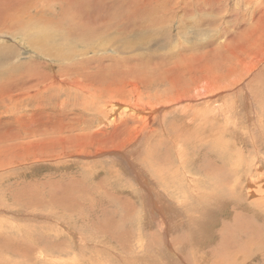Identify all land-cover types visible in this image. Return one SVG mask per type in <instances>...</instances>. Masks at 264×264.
I'll return each mask as SVG.
<instances>
[{
	"label": "rangeland",
	"instance_id": "374dc122",
	"mask_svg": "<svg viewBox=\"0 0 264 264\" xmlns=\"http://www.w3.org/2000/svg\"><path fill=\"white\" fill-rule=\"evenodd\" d=\"M108 1L109 7L119 6L115 18L124 22L126 3L134 0ZM168 1L144 0L147 8L143 9L141 16L129 20L124 31L114 35L106 31L95 33L100 39L119 35L116 41L114 38L109 41L113 44H109V50L105 52L104 75L108 79L119 78L122 73L118 70L122 69L128 72L126 80L132 81L134 77L142 79L140 83L138 79L136 81L146 98H167L174 95V86L185 82V86L192 84L194 87V82L201 83L199 80L220 73L219 88L221 86L225 90L217 96V101L222 105L224 103L222 109H228L231 114L226 112V116L217 115L216 118H211L214 115L210 114L205 120L201 114L210 110L207 98L193 102L195 107L190 108L186 104L175 106L165 117V124L167 127L170 125L171 130L164 138H170V142H142L139 147H134V155L130 150H119L116 154L112 147L105 148L101 142L99 145L103 149L98 153L93 150L89 155L92 148L77 140L84 132L93 136L104 124L106 128L110 127L108 122H100V111L111 109L108 99L116 94L106 89L109 82L105 78L102 77L100 83L102 98L88 107L67 100L82 99L77 97L79 93L75 89L42 92L38 99L43 108L35 105L32 96L28 97L32 88L42 89L31 73L33 70L47 74L48 81L54 74L62 79L67 75L69 79L74 76L60 75L62 64H54L43 54L34 55L35 50L23 39V34L27 32L23 30L32 26L29 29L35 33L39 28L38 32H45V36L48 34L64 49L65 46L68 50L76 49L79 40L75 35L68 36L72 23L68 13L65 22L64 15L53 11L54 5H45L48 8L44 15L52 24L36 19L29 24V16L24 14L22 20L25 24L12 28L13 34H0V93L8 91L5 94L11 95L6 101H0V264H264V234L258 236L252 228L243 232L241 229L247 223L238 226L234 219L237 214H242L250 219L248 221L256 230L264 226V42L258 44V35L264 37V28L251 39L243 40L263 23L262 19L247 32L256 24L257 17L263 14L264 0H186L203 8L192 9L190 13L180 11L181 17L178 16L176 21L167 19L157 9V5ZM170 1L169 4L174 3V0ZM182 1L179 0V3ZM136 2L139 3V0ZM111 33L115 31L111 30ZM249 42L252 44L248 45ZM7 45L15 47V52H11ZM113 45L118 50L113 51ZM117 45L129 47L128 51L126 48L123 50L129 54L124 55L125 58L131 57V64L125 68L118 69L126 61ZM204 66H208V70ZM91 69L94 71L97 68L94 66ZM80 77L86 79L88 76L80 74ZM98 83L93 82L92 89ZM5 87L10 88L5 90ZM205 92L202 88L201 93ZM184 109L187 110L182 111ZM113 114L116 119L121 116V112ZM35 117L46 122L47 127L32 132L38 125V122L30 123ZM159 118V121L162 120ZM153 126L161 128L162 134L166 132L167 127L158 120ZM71 133L76 134L74 144L67 136ZM230 144H236V148L231 149ZM26 145L29 149H24ZM56 145L59 147L55 150ZM154 146L157 153H152ZM94 147L97 149L96 145ZM220 150L222 153L231 152V163H224V154L223 163L217 161L223 166L221 174L224 178L226 168L236 170L235 178L239 180L230 183L236 193L233 198H228L230 208L225 213L205 203V211L202 212L212 226L200 224L203 231L207 229L210 233L207 238L204 235L197 238L194 228H190L182 216L186 208L184 195L189 194L177 187L186 188L188 172L202 176L203 173L197 171L201 164L213 161L218 156L213 155ZM123 151H127L129 156L121 154ZM151 155L156 158L154 162H149ZM179 157L184 160L187 169L182 166ZM132 160L137 161L139 166L131 163ZM137 170L143 173V177L139 178ZM161 175L166 176L164 181L159 180ZM248 176L262 177V180L251 188L255 190V195L245 199L239 190H247L245 179ZM147 179L152 182H147ZM231 185L227 184V187ZM257 189L263 193L260 194ZM148 190L152 197L147 196ZM147 199H153L156 205L153 206ZM244 199L253 204L246 207ZM159 207L163 213H160Z\"/></svg>",
	"mask_w": 264,
	"mask_h": 264
},
{
	"label": "bare ground",
	"instance_id": "6f19581e",
	"mask_svg": "<svg viewBox=\"0 0 264 264\" xmlns=\"http://www.w3.org/2000/svg\"><path fill=\"white\" fill-rule=\"evenodd\" d=\"M136 1L137 0L130 1L128 4L126 3V19L124 20V22H122L121 20H118V19L115 18L116 14L118 13L117 11L119 9V6H117V7H109V5H108L109 1L108 0H0V34L10 33V32H12V28L17 27V26L21 27V25L25 24V21L22 20L24 14H27L29 16V19H30V21L28 20L29 24H32L35 21V19L39 20V21H42L43 23L52 24L51 21L47 20L46 16L44 15V12L47 11L46 8H48V7L45 8V5L51 4V5H54L53 6V11H55V10L58 11L60 16L64 15L65 19L64 18L63 19L65 20V22L67 21L66 17L70 15V20L72 21V23L69 25L70 26V31L68 30L69 31L68 36L71 37V36L75 35L76 38L79 40L76 43V45L79 46V47H76V49L72 48L71 50H68L66 46H65V49H64L61 46V43H58V42L54 41L52 38H51L52 41L49 43V40H51L49 38L50 36L48 34H46V36H45L44 35L45 32H38L39 28L37 29L36 32L33 31L35 33H31V31H30L31 29H29V28L32 27V26L29 27V25H28L29 28L23 30V31H27L26 33L23 34V39H24V41L30 43L32 48L35 50V52L33 53L34 55L37 56V55L43 54L44 57L47 56V58H50L51 61L54 64H56V63H59L60 65L62 64V69L63 70L60 71L61 72L60 75L65 76V75L69 74L72 77L74 76L72 79H69V77L67 75V76L63 77V79H62V78L58 77V74H56V75L54 74V76L51 77V80L48 81L49 77L47 76V74H45V73L41 74L39 71L37 72V70L36 71L33 70V72L31 71V73L34 74L35 80L38 81V83H39L37 85L38 86L42 85V89L41 90H40V87L37 90H34L32 88L31 89V93L28 94V97L32 96V98L34 99L33 101H34V103H35V105L37 107L43 108L41 101L38 99V96L41 95L42 92L62 91V90L65 91V90H68V89H75L79 93V95L77 97L80 96L82 99L78 100L76 98V99H72V100H70V99H67V100L74 101V102H77L78 104H80L82 106L88 107L93 102H95V100L101 99L102 96H103L102 87L100 86L102 77L105 78L106 81L109 82L108 85L106 86V89L111 94L112 93H116L115 95L109 97V99H108L109 101H111L110 102L111 109L109 111H107V110H101L100 111V115H101L100 122L106 121V122H108L107 125H110V127L106 128V126L104 124V125H102L100 127V131H98V130L95 131L93 136H91L90 133L87 134L86 132L83 131L84 135L81 134L77 138V140L80 143L92 148V150L89 151V155H90V152L91 153L93 152V150H96L95 152L98 153V152H100L103 149V147H101L99 145V142L105 144L104 145L105 148L106 147H112L113 148L112 151L114 153H116V152L119 153V150L120 151L121 150H130L132 152L135 149L134 148L135 146L139 147L142 142H146L147 144H149V142L152 141V140H157V141L160 140L161 143L164 142L163 140H167V141L169 140V142H170V138L169 139L168 138L167 139L164 138V136L167 134V132H169L171 130V129H169L170 125H168V127H167V125L165 124V117L168 115V113L171 111L172 108H174L175 106L178 107L181 104H186L187 106H189L191 108L194 105L193 102H197L198 100H201V99H202V101H205L206 98H207L209 101H207L208 104L207 103L206 104L208 106L210 105V110L209 111H204V112H202L203 114H201V115H203V118L205 120H207L206 118H207L208 115H209V117L211 116L210 114L214 115L211 118H216L217 115H218V117L226 116V112H228L227 111L228 109L226 111H224L222 109L225 104L223 103V105H222L221 102L218 103V101H217L218 100L217 96L223 91V89L225 90V88H223L221 86L219 88V84L218 83L220 81V76H219L220 73H219V75L215 74V73L214 74L211 73L212 74L211 77L209 75L208 77H205L203 80H199V82L201 81V83L194 82V87L192 86V84L191 85L189 84V85L185 86L187 84L185 82H184L185 84L183 83L180 86H174L175 87L174 88L175 93H174V95L172 97L167 96V98H165V97H159L158 96V97H154V98L153 97L146 98L144 96L145 94H143L141 92L142 91L141 90L142 87L138 84V81H136L138 78L133 76L134 79L132 81L131 80H126V74H128V72L123 71L121 69V67L125 68L127 65L131 64V63H129V61L131 60V57L126 56V58H125V56H124L126 54L129 55L126 51L125 52L123 51L125 48L128 51L129 47H127V46L123 47V45H122L120 47V46L117 45L118 48L121 50V53L123 55L122 57L126 61V63L124 65L122 64V65L118 66V69H121V70H118V71L121 72L122 75L120 74L121 76L119 78H112V79L106 78V76L104 75V72L106 70V66L104 64L105 59H106L105 52L109 50L108 45L109 44H113V43H110L109 41L111 39H113V38L116 41L117 40V36H119V35L117 34V36H113V38H112V36H107V38L105 36L106 39H104V37L100 39V38H98L99 36L98 37L96 36V34L98 32L99 33H103V32L106 31V32H110V35H114V34H116L118 32L124 31V29L127 27L126 23L129 20H134L135 18L141 16L142 12H143V9L147 8L146 5L144 4V0H139V3L136 2ZM193 1L194 0H192V2ZM196 1L197 2L198 1L199 2H202V1L205 2V0H196ZM218 1H222V0H218ZM252 1L253 0H249V2H252ZM41 2H46V4H41ZM170 2L171 1L169 0L166 4L163 3L161 6L157 5V7H158L157 9H160L161 13H163L166 16L167 19H173L175 21L178 20L177 18H178V16H180L179 15L180 11H182L183 13H188L192 9L196 8V10H197V9H202L203 8L202 6H201V8H199V6H197L195 4H191V2L186 1V0H183L180 3H179V0L178 1L174 0L173 4L172 3L169 4ZM215 2H216V0H215ZM122 3H121V5H122ZM113 4H115V3H113ZM124 4H125V2H124ZM203 4L206 5V3H203ZM193 5H195V6L193 7ZM120 8L123 9L122 6ZM76 11L81 13L82 15L78 14ZM123 12H124V10H123ZM262 13L263 14H261L260 16L257 17V21L254 22L256 24L251 29H248L247 32H249V30H252L256 25H258V22H260L263 19V23L261 24V26L259 28H257V29H254L250 33V35L248 37H245L243 40L247 41V39H251V37H253L255 34H257V32L260 29L264 28V10L262 11ZM150 19H152V18H150ZM31 20H33V21L31 22ZM181 21L183 22L184 18H182ZM55 22L56 21H54V23ZM46 25H48V24H46ZM111 30L115 31V33H111ZM55 31H56V29H55ZM12 34H13V32H12ZM240 35H241V33H240ZM258 39H259L258 44L261 43V42H264V37H262L261 34L258 35ZM100 40H104V42H102ZM246 44H248V43H246ZM251 44L252 43L249 42L248 45H251ZM7 46H9L8 48H10L11 52L12 51L15 52L14 51L15 47L14 48L12 46L10 47V45H7ZM247 48H249V47H247ZM193 49H194V47H193ZM197 49H199V48H197ZM112 50L113 51L114 50H118L116 45L115 46L113 45ZM123 52H124V54H123ZM129 52H131V51H129ZM183 52L184 51H182V53ZM90 53H92V54H90ZM179 54H180V52H179ZM180 56H181V54H180ZM195 57H196V55H195ZM195 57H194V59H196ZM179 58H181V57H179ZM189 58H191V57H189ZM199 58H201V55L199 56ZM203 58L204 57L202 56L201 60H203ZM183 59H184V57H183ZM176 60H178V59H176ZM191 60H193V59H191ZM70 61H73L74 63H71ZM160 62H162V61H160ZM2 63L5 64L6 62L2 61ZM204 63L205 62H202V65H206V63L205 64ZM176 64L178 65L180 63L176 62ZM246 65H247V63H246ZM94 66H96L97 69H94V71H93L91 69V67H94ZM136 66H137V64H136ZM30 67H31V65H30ZM207 67L208 66H204L203 68L205 70H208ZM36 68H38V67H36ZM173 68H174V66H173ZM212 68H213V66H212ZM87 69H89V70H87ZM129 69L131 71L132 67L129 68ZM179 69H180V67H179ZM14 70H15V68H14ZM169 70H170V68H169ZM161 72H162V70H161ZM250 72H251V69H250ZM79 73L81 75H87L88 77H86V79L85 78L82 79L80 77ZM1 74H2V72H1ZM2 76L3 75H1V77ZM136 76H139V74L136 75ZM227 76H229V75H227ZM4 77H6V76H4ZM9 77H10V75H9ZM14 78L16 79V77H14ZM20 78H19V80H20ZM245 78H246V76H245ZM130 79H131V77H130ZM138 80H139V83L142 81L141 78H139ZM224 80H226V79H224ZM27 81L31 82V80H29V79H27ZM98 81H99V83L96 85L95 89H92L91 84L93 82H98ZM181 83H182V81H181ZM195 83H197V84H195ZM9 88H7V89H9ZM202 88H204L206 90V92L203 93V94L201 93ZM221 88H222V90H221ZM246 88H247V86H246ZM4 89L7 90L6 87ZM229 89H231V88H229ZM213 90H216V91L213 92ZM233 90H235V89H233ZM5 92L8 93V91H5ZM5 92L3 91L2 93H0V99H1L0 101L1 102L6 101L11 96L9 94L6 95ZM12 92H13V90H12ZM208 92H210V95H208ZM243 92H244V90H243ZM236 93H234L235 96H236ZM123 99H125V100H123ZM233 106H234V104H233ZM193 107H195V106H193ZM187 109H184L182 111H186ZM116 112H121V116H120L119 119H116V117H114L113 113H116ZM196 112H197V110H196ZM230 114H231V112L229 113V115ZM159 117H161L162 120L159 121V119H160ZM157 120H158V123L160 122L161 125L163 124L165 126V128L167 127L166 128V132H164L163 134L161 132V128H157V127L155 128L153 126V123H156ZM32 122H38V125L35 127V129L32 130V132L35 131V130L43 129V128L47 127L46 122H44L43 120H40L38 117L33 118L30 123H32ZM30 126H31V124H29V129H31ZM233 127H236V126H233ZM233 127H231V128H233ZM239 131H240V129H239ZM62 133H63V131H62ZM67 136H70L71 142L74 144V142H75L74 139L76 137V134L71 133V134H68ZM234 138L236 139V137H234ZM171 140H174V139L172 138ZM233 142H234V140H233ZM237 142L239 144V141H237ZM237 142H236V144H237ZM236 144H230V148L231 149L232 148L235 149L236 148ZM94 145H96L97 149H95ZM158 145H159V143H158ZM57 147H59V145L54 146V149L56 150ZM26 148L29 149V147L27 145H26V147H24V149H26ZM221 148H222V145H221ZM137 151H138V149H137ZM179 151L181 152L182 148H180ZM95 152L93 154H95ZM126 152L127 151H123L122 153L121 152L120 153L125 156L126 154L128 155V153H126ZM152 153H157V149H156L155 146L153 148ZM230 153L231 152H229V151H226V152L222 153V151L220 150L219 153H215L213 155V156H215L216 154L218 155L217 158H213V161L209 160L203 166L199 162L202 167L200 166L199 170H197V169H195V170H197L198 172L203 173L202 176H198V175L195 176L196 173L193 174V172H192V174H191L190 172H188V178H186L188 185L186 186V188L183 189L179 185L180 183L178 184L179 185V187H177L178 190L184 191L185 193L189 194V195H184L185 196L184 203L186 205V208L184 209V211L185 212L188 211L189 213H185L183 211L182 216H183L184 219L186 218L185 220L188 221V224H189L190 228H192V229L194 228L195 232L197 233V238H201V236L203 237V235L207 238L209 233H210L209 231H207V229H205L206 231H203L204 228L203 227H199L200 224H204L205 227H206V225L207 226H212L211 222L208 223V219L206 218V216H204L205 214L202 212V211H205L203 209V207L205 208V206H204L205 203L207 205L210 204L211 208H213V209L216 208V207L218 209L220 208L221 211L225 213V211H227V209L229 210V208H230V205H229L230 203L228 204V198L234 196V192L236 193V191H234V188H233L234 186H232L230 184V183H232L234 181H238L239 180V178H235V177H237V173L235 172L236 170H232V169L226 168V178H224V177H222V174H221L222 173L221 172V167H223V166H220L222 164L218 163L220 160L223 163L222 154H224V156H225L224 160L226 162L224 161V163L225 164L231 163L230 162ZM238 153L240 154V152H238ZM132 154H133V152H132ZM133 155H132V157H133ZM150 158L151 159H149V162L150 161L154 162V160L156 159L155 157H152V155L150 156ZM168 158H170V157H168ZM179 158H180L182 166L184 168H186L184 160L181 157H179ZM226 158H228V159L226 160ZM143 159H144V157H143ZM198 160H200V159H198ZM217 160H219V161H217ZM134 162L136 163V165L139 166V163L137 161H135V160L131 161V163H134ZM146 162H148V161H146ZM178 163H179V161H178ZM239 165H240V163H239ZM5 166L7 167V165H5ZM150 166H148V167H150ZM168 167H169V165H168ZM209 167L211 168V170L208 171ZM146 168H147V166H146ZM163 169H165V168H163ZM167 170H169V169H167ZM135 171H136V169H135ZM139 171H138L139 178H140V176L143 177V173L142 172L139 173ZM169 172H170V170H169ZM198 172H197V174H199ZM161 173H163V172H161ZM205 173H207L209 175L206 176ZM181 175H182V173H181ZM204 175H205V177H204ZM232 177H234L235 179L232 178ZM171 178H173V177H171ZM148 179H147V182H152V180L149 181ZM165 179H166V176L165 175H161V178L159 180L164 181ZM180 180L182 181V179H180ZM245 180H246L245 181L246 182L245 185L247 186V190L244 191L242 189V190H239V191L243 194L244 198L247 199L248 197H252V196L255 195V193H256L255 190H252L251 188L253 186L255 187L256 183H259L262 180V177H258V178L255 177L254 178V177L248 176L247 179H245ZM263 182H264V180H263ZM185 183H186V181H185ZM154 184L156 186H158V183L154 182ZM154 184H152V185H154ZM227 184H229L231 186L228 188ZM202 185L204 186V188L202 187ZM243 186L244 185H242V187ZM223 188H226V190L227 189L228 190L225 191V189H223ZM150 189H151V187H150ZM153 189H155L154 186H153ZM257 190L259 191L260 194L263 193L261 191V189L260 190L257 189ZM155 193H158V192L156 191ZM146 194H147V196L152 197L149 194V190H148V193H146ZM228 194H230V195L227 196ZM190 196H192V201L190 200ZM223 196H225V197H223ZM167 197H169V196H167ZM157 199H158V195H157ZM221 199H223V200L226 199V200L222 201ZM245 199H244V201L243 200L242 201H243V203H246V204H244L246 207H249V206H251L253 204V203L252 204L249 203V201L245 200ZM147 200H149L150 203L153 206L156 205V204H154L153 199H147ZM28 202H30V201H28ZM151 204H149L148 207ZM174 204H176V202H174ZM154 208H156V207H154ZM208 209H209V207H208ZM218 209H216V210H218ZM159 210H160V213H163L161 207H159ZM235 211H236V209H235ZM219 212H220V210H219ZM185 214H187V215H185ZM213 216H214V214H213ZM234 219H235L236 223L238 224V226L247 223V224L243 225V227L241 229L243 232H247V231H249V229L252 228L258 236H261L262 234H264V226L261 225L256 230V228H254V226L252 225L253 223L248 221L250 219H248L247 216L242 215V214H237L236 218H234ZM73 236H74V234H73ZM263 238H264V236H263ZM177 241H178V239H177ZM166 242H167V240H166ZM239 247L241 248V246H239Z\"/></svg>",
	"mask_w": 264,
	"mask_h": 264
}]
</instances>
